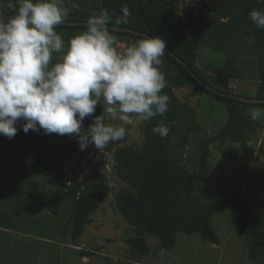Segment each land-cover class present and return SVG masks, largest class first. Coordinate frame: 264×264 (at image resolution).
<instances>
[{
  "label": "rangeland",
  "instance_id": "374dc122",
  "mask_svg": "<svg viewBox=\"0 0 264 264\" xmlns=\"http://www.w3.org/2000/svg\"><path fill=\"white\" fill-rule=\"evenodd\" d=\"M225 1L173 0L175 15L169 23L183 33L200 27L194 45L196 65L203 75L215 79L213 85L255 97L259 72L264 69V51L256 47L251 36L234 31L244 8L222 16ZM63 4L69 11L67 17H83L81 11L87 18L102 12L101 0H63ZM253 5L264 6V0ZM202 14L208 16L207 25ZM56 30L67 45L85 29ZM114 35L120 51L141 40ZM58 55H53V63ZM161 59L160 70L167 83L179 80V70L165 56ZM162 94L169 96L168 108L176 118L164 141L167 157L185 186L177 199L173 223L199 226L204 222L205 209L235 198L260 212L264 228V117L256 128L242 125L243 138L235 139L229 130L232 107L228 102L202 91L191 80L172 90L164 88ZM256 108L264 110V106H249L245 112L251 114ZM102 112V105H97L96 116L103 115L106 123L120 124ZM92 122L82 126L87 128ZM153 124V118L137 120L126 126L122 140L109 143L101 151L94 145L81 151L74 136L51 134L52 147L68 142L77 148L59 185L48 181L51 177L45 170L32 168L19 145L0 135V264H264L262 259L249 258L251 238L233 219L231 210L213 217L219 243L181 231L172 249H165L159 237L150 233L146 234L149 253L129 244L136 229L118 198L136 189L122 178V162L127 154L141 156L155 145L148 134ZM56 197H61V202L54 213L51 205ZM79 199L87 204L93 200L95 208L77 235V223L70 216Z\"/></svg>",
  "mask_w": 264,
  "mask_h": 264
},
{
  "label": "clouds",
  "instance_id": "9594fccd",
  "mask_svg": "<svg viewBox=\"0 0 264 264\" xmlns=\"http://www.w3.org/2000/svg\"><path fill=\"white\" fill-rule=\"evenodd\" d=\"M12 14L0 19V135L14 138L22 130L74 136L81 151L89 145L102 150L122 140L126 126L148 121L169 110L162 67L166 41L146 37L120 51L114 32L127 24V5L115 20L107 9L90 16L84 31L65 44L58 33L69 11L63 0H8ZM2 15V13H0ZM249 19L264 29V10L252 9ZM111 26V27H110ZM59 54L53 63V55ZM97 105L119 125L93 116ZM93 122L82 126L85 117ZM254 121L264 117L251 111ZM166 137L161 121L152 129Z\"/></svg>",
  "mask_w": 264,
  "mask_h": 264
},
{
  "label": "trees",
  "instance_id": "16d2710c",
  "mask_svg": "<svg viewBox=\"0 0 264 264\" xmlns=\"http://www.w3.org/2000/svg\"><path fill=\"white\" fill-rule=\"evenodd\" d=\"M256 0H226L221 6L222 16L230 15L235 8H244L245 11L236 23L235 32L241 35L251 36L256 47L264 51V29L257 28L249 19V12L252 9L264 10V6H254ZM8 0H0V19H7L12 14L6 5ZM127 5L131 15L127 24L119 26L128 27L136 31L148 33L152 38H160L166 41L165 57L170 64L180 72L179 80L167 83V90H172L173 86L193 81L196 86L209 93L211 96L231 104L229 130L235 139H242L241 126L248 124L251 128L260 125L259 121L251 119L250 114L245 112L249 106H264V102H246L237 98H232L219 94L214 90L200 84L193 76L194 71L204 83L218 89L211 81L215 79L211 76H205L196 65L195 60V37L200 32L199 26H194L188 33L177 31L169 20L174 17L175 9L173 0H101V10L107 9L115 20L121 16V6ZM83 17H66L65 21H87L88 18L82 11L79 12ZM203 24L209 23L208 16L202 14ZM85 29L86 25H58L57 29ZM114 34L130 36L144 39L146 37L123 31H115ZM182 58L190 67L189 70L175 56ZM259 87L256 98L264 99V69L259 72ZM225 93V89H219ZM96 116V111L93 114ZM93 116L85 117L82 123L93 120ZM161 121L170 127L169 134L161 137L154 134L152 129ZM153 127L149 131V136L156 142L155 145L145 154L139 156L127 154L122 162L121 176L136 191L127 192L119 196L120 207L127 212L128 220L134 225L136 234L128 239L129 244L137 251L149 253L150 246L146 239V234H155L159 237L161 245L165 249H172L178 242V235L181 231L188 234L197 233L202 239L211 243H219L218 233L212 226L213 217L216 214H222L224 211L231 210L233 219L242 224V231L250 238L248 246L249 258L252 260H264V228L260 212L253 206H246L242 201L231 198L222 203L214 204L204 211V222L199 226L189 227L185 223H173V216L176 211L177 199L185 191V186L179 176V173L171 164L167 157V148L165 140L169 137L176 124V118L172 111L168 110L164 116L153 117ZM23 121L18 124L20 129L17 135L8 139L11 143L20 147V153L29 160L32 168H41L50 174V183L59 185L64 180V169L70 158L76 154L77 148L72 143H62L56 147L50 145V135L29 130L25 133L22 130ZM93 195L96 192L93 191ZM83 199H79L71 213L70 220L74 219L77 223L76 234L80 235L87 215L94 210L95 202L92 200L89 204ZM61 197L53 199L51 205L54 213L58 211ZM88 207V208H87ZM91 254V252H88Z\"/></svg>",
  "mask_w": 264,
  "mask_h": 264
},
{
  "label": "water",
  "instance_id": "95a60500",
  "mask_svg": "<svg viewBox=\"0 0 264 264\" xmlns=\"http://www.w3.org/2000/svg\"><path fill=\"white\" fill-rule=\"evenodd\" d=\"M78 24L86 25V21H64L60 25H78ZM117 31L129 32V33L138 34V35H141V36H144V37H151L148 33H145V32H142V31H136V30L131 29V28H128V27L117 26ZM166 50L169 51V52H171L168 49H166ZM174 56H175V58L179 62H181L184 66H186L189 70H191L190 67L187 65V63L182 60V58H180L179 56H176L175 54H174ZM191 72H192L193 76L195 77V79L200 84L205 85L206 87L214 90L215 92H217L219 94H223V95H226V96H229V97H232V98H237V99H240V100L246 101V102H254V103L255 102H264V99H259V98H256V97H248V96L239 95V94H229V93H225V92H223V91H221L219 89H216L214 87H211V86L205 84L204 81H203V79L200 78L194 71L191 70Z\"/></svg>",
  "mask_w": 264,
  "mask_h": 264
}]
</instances>
